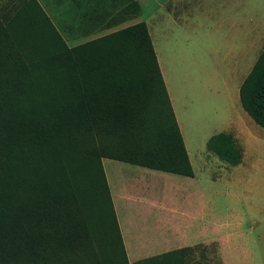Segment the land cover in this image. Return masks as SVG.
I'll use <instances>...</instances> for the list:
<instances>
[{"label":"trees","instance_id":"1","mask_svg":"<svg viewBox=\"0 0 264 264\" xmlns=\"http://www.w3.org/2000/svg\"><path fill=\"white\" fill-rule=\"evenodd\" d=\"M19 1L0 10V264H132L103 160L194 177L147 23L70 46ZM240 100L264 128V50ZM207 148L243 156L228 133ZM191 250L133 264H197Z\"/></svg>","mask_w":264,"mask_h":264},{"label":"crops","instance_id":"2","mask_svg":"<svg viewBox=\"0 0 264 264\" xmlns=\"http://www.w3.org/2000/svg\"><path fill=\"white\" fill-rule=\"evenodd\" d=\"M103 8L97 10L92 6L86 13L89 27L116 25L129 17L124 6ZM145 22L193 167L194 177L190 178H201L200 173L206 172L208 165L206 159L226 167L225 171L232 168V172H242L259 161L257 155L252 159L251 153L264 145V128L243 108L240 88L264 50V0H165ZM221 132L231 134L241 147L243 156L238 164L224 166L208 150L210 137ZM147 186L150 191L137 192L140 196L128 192L127 186L121 198L136 199L139 203L148 201L150 214L146 222L155 233L151 246L162 245L157 242L164 239L167 247H217L226 257L220 238L190 240L185 232L183 235L177 227L186 212L174 208L175 204L167 203L161 195L153 194L155 188L151 182ZM261 212L264 217V204ZM172 233H181L185 241L173 244L174 239L169 237ZM167 251L170 249L164 252Z\"/></svg>","mask_w":264,"mask_h":264},{"label":"rangeland","instance_id":"3","mask_svg":"<svg viewBox=\"0 0 264 264\" xmlns=\"http://www.w3.org/2000/svg\"><path fill=\"white\" fill-rule=\"evenodd\" d=\"M39 1L70 46L108 34L110 30L121 29L139 21H148L150 14L159 7V3L165 2V0ZM19 3V0H0V10L14 9V5ZM108 5L118 9L124 6L125 15L129 17L116 25L89 27L86 23V13L92 10V6L101 10ZM256 149L251 153L252 159L257 155L260 160L253 162L242 172H232V168L225 171L226 167L206 159L208 162L206 172L200 173L199 179L105 158L103 163L129 262L133 264L169 249H179L164 246L166 244L164 239L157 242L162 245L151 246L150 243L153 242L151 238L155 233L151 231L153 226L146 222L150 214L148 201L141 200L143 203H139L136 199L134 202L121 198L127 186L128 192L135 196H140L137 192H149L147 184L151 182L155 188L153 194L161 195L163 199L166 198L167 203L175 204L174 208H181L180 210L186 212V216L180 219L177 229L185 232L188 239L218 237L224 245L222 250L226 257L218 252L217 247L200 245L201 247L192 249L188 255L189 259L195 260L197 264H228V259L231 261L230 264H264L262 229L264 217L261 212L264 204V145ZM213 155L224 166L230 165ZM149 199H152V196ZM180 234L169 235L174 239L173 244L179 245L185 241V237Z\"/></svg>","mask_w":264,"mask_h":264}]
</instances>
